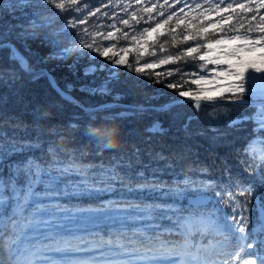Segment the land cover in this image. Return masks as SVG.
<instances>
[{"label":"snow or ice","instance_id":"1","mask_svg":"<svg viewBox=\"0 0 264 264\" xmlns=\"http://www.w3.org/2000/svg\"><path fill=\"white\" fill-rule=\"evenodd\" d=\"M176 3L181 7L174 8ZM102 7H115L119 12L111 15L102 12V8H93L89 0H0V15L15 16L20 13L23 19L28 20L27 24L12 25L21 29L17 39L23 42L37 38L40 34L38 29L62 19L60 32L68 33V29L77 31L68 33L74 37L72 46L53 52L49 58L65 59L76 51L79 52L77 60L87 55L90 63L85 75L98 71L108 73L104 86L98 89L102 92L108 91V83L119 79L121 67L135 72L137 77L153 78L154 83L164 84L182 98H172L170 103L161 105L160 110L167 111L174 106L191 103L195 115L184 119L185 131L205 106L215 108L220 106L219 102L227 101L238 108H255L252 115L230 120L229 126L236 127L246 121L256 125L253 132L257 135L249 140L244 149L256 164V171L244 178L238 173L234 176L231 169H226V176L222 175L219 180L193 181L185 175L183 181L170 186L159 182L155 173L149 179L143 170L133 172V158L139 162L141 152L135 145L131 153L118 150L120 154L109 157L107 164L84 163L86 148L68 150L46 139L40 120L48 113L41 114L37 108L29 125L20 116L8 115L9 95L0 94V264H46L44 254L50 250L86 251L81 247L72 249L59 231L63 218L72 214L60 202L68 187L65 184L64 189H60L59 186L64 178L73 173L81 177V184L74 186L73 194L96 195L108 191L115 183L132 190L134 183L137 190L167 188L168 194L178 196L197 184L201 192H213L217 198L213 211L198 218L191 214L182 217L180 213L184 210L175 204L129 205L143 214L139 219L155 223L135 228L131 236L123 225L111 232L110 236H114L115 240L107 241V249L112 259H107L105 264H264V207L250 229L248 217L243 211H238L243 205L237 199L246 192L250 195L256 192L259 202V193L264 192V137L259 135L264 132V0H173L172 4L169 0L162 3L160 0H122L115 5L110 0ZM98 13L101 15L97 16ZM93 16H97L98 20L113 21L107 25H95L109 30L102 34L90 31L87 25ZM117 24L122 27H117ZM9 34L8 31L0 33V49H7L8 59L18 64L21 71L36 78L37 74L27 59L8 40ZM101 35L109 44L101 46L97 43ZM120 37L127 46L118 47ZM237 41L240 43H235ZM166 45L176 47V54H167ZM83 49H88V53ZM133 49V60L125 59V54ZM258 49L260 52L256 57L242 55L255 53ZM145 50L148 59L144 57ZM98 57L104 58L107 63H92ZM188 60L197 62L194 66L200 71L186 72L179 67V63H187ZM168 64L178 66L155 71L157 67ZM209 65L212 66L210 69ZM173 74H177L179 79L165 83L164 78ZM18 79L15 69L0 70V84L18 97L17 102L20 97L13 86ZM221 79L228 82L218 85L217 81ZM209 83L213 84L211 89L203 86ZM57 91L65 101L77 104L87 117L83 125L78 122V116L73 117L74 122L67 125L68 130L81 132L89 144H94L96 156L102 157L105 150L117 149L114 143L116 130L110 123L115 117L97 116L111 105L86 107L65 92ZM246 95L251 99H245ZM9 127L13 129L12 135L7 131ZM149 131L163 133L165 130L156 123ZM18 132L25 135L19 136ZM60 139H64L62 134ZM62 154H68V158L64 159ZM16 157L19 158L14 159ZM154 158L169 159L162 153H156ZM173 158L184 159L181 153H174ZM168 167H172L171 162ZM94 169L99 170V180L90 176ZM4 170L7 175L3 174ZM199 171L207 173L206 168ZM97 183L105 187L98 188ZM40 186L42 190L37 191ZM233 189L237 190L235 194ZM203 200L204 197H201L197 204L203 203ZM221 202L225 208L232 207L231 214L218 207ZM117 203L113 201L102 207H113ZM158 212L163 215L158 216ZM164 219L173 224L164 226L159 223ZM175 227H179L184 237L181 243L163 239ZM196 234L200 236L198 241L192 239ZM73 264H97V258L79 257Z\"/></svg>","mask_w":264,"mask_h":264},{"label":"trees","instance_id":"2","mask_svg":"<svg viewBox=\"0 0 264 264\" xmlns=\"http://www.w3.org/2000/svg\"><path fill=\"white\" fill-rule=\"evenodd\" d=\"M89 2L93 8H102V12H108L110 15L113 12H119V9L115 7H102V5L109 4L110 0H89ZM121 2L122 0H111L113 5ZM160 2L162 3L163 0H160ZM172 3L173 0H169V4ZM48 7L50 6H45V8ZM179 7H181L179 3L174 4V8L178 9ZM43 10L40 9V11ZM100 15L97 14V16ZM97 16L89 19L87 27L92 32L102 34L109 29L106 27L98 28L95 25H107L113 21L104 18L98 20ZM39 22V19H37V23ZM17 23L27 24L28 20L23 19L20 13L15 16L0 15V33L10 32L8 40L20 46L33 69L47 68L50 70L63 88L69 90L86 105H96L107 100H118L128 104V106L111 107L97 114L98 117H115L110 123L116 130L114 143L117 145V149L105 150L102 157L96 156L94 144H89L81 132H71L67 129V125L74 122L73 117L78 116L80 118L78 122L81 125L87 122V117H85L82 109L77 104L62 99L58 91L52 86L46 73L34 71L37 75L36 78H33L21 71L18 64H14L8 59L9 52L7 49H0V70L15 69L19 75V79L13 86V90L19 93V102H17L18 97L13 95L9 88L0 84V94L7 93L9 95V103L6 109L8 115L20 116L31 125L34 110L39 108L41 114L48 113L46 117L40 120L45 129L47 140L54 141L59 147L68 150L86 148L87 155L83 157V162H92L97 165L101 162L109 163V157L120 154L118 150L131 153L132 147L135 145L141 149V152L139 162H136L133 158V172L143 170L149 179H152L153 173H155V178L159 182H166L170 186L183 181L185 175L190 176L193 181H201L206 179L219 180L222 175L226 176V169H231L234 176L238 173L244 178L255 173L257 166L245 154L244 149L249 140L256 137L257 134L253 132L256 125L252 121H246L236 127L229 126L230 120L239 119L244 115H252L256 110L255 108H238L227 101L219 102L220 106L215 108L205 106L200 110L199 116L192 120L188 131H185L183 128L184 119L187 116L195 115V110L190 102L174 106L167 111L158 108V106L170 103L172 98L181 99L174 90L166 88L164 84L154 83L153 78L137 77L135 72H129L121 67L119 69L121 73L119 79L108 83V91H98L104 86L108 73L98 71L85 75L82 69L90 63L87 55L77 60L79 52L76 51L65 59L49 58L53 52H59L62 48L72 46L74 37L68 33L74 34L77 31L76 29H68V33L60 32L63 20L57 19L50 26L38 29L40 34L37 38L23 42L17 39V33L21 29L12 27ZM83 27L81 26V28ZM117 27L122 26L117 24ZM140 27H143V25ZM87 39L90 40V38ZM97 43L104 46L109 44V41L104 40L101 35L97 38ZM123 46L127 45L120 37L118 47ZM166 48L167 54L175 55L177 52V48L174 46L166 45ZM83 51L88 53V49H83ZM134 55L135 49L131 53L125 54V59L131 61ZM144 57L148 59L147 50L144 52ZM92 63L106 64L107 61L98 57ZM142 63L143 60H141ZM196 63L188 60L187 63H179V67L186 72H198L200 70L194 66ZM177 66V64H168L157 67L155 71H166ZM211 67V65L208 66V68ZM164 79L167 83L175 81L179 77L177 74H173ZM188 79L190 80L191 77ZM194 86L192 85V87ZM89 88H97V91H91ZM156 123L165 130L163 133L149 131ZM7 131L9 135H12V128H7ZM17 134L19 136L25 135L23 132ZM61 134L64 136L63 140L60 139ZM259 135L264 137V132L259 133ZM156 153H162L163 156L169 159H155ZM174 153H181L184 159H174ZM62 155L64 159L68 158V154ZM77 156H79V152H77ZM170 162L172 167H168ZM201 168H206L207 173H201L199 171ZM93 173L96 175H93ZM98 173L99 170L94 169L90 176L95 180H99ZM3 174L7 175V171L5 170ZM65 184L68 191L62 195L60 202L67 206L72 214L63 218L61 221L62 227L59 231L63 236L66 233H80L77 239L69 241L71 248L79 247L88 242L91 248L98 250L100 253L108 252L107 241L109 239L115 240V237L110 236V233L120 229L122 225L131 236L132 230L135 228L143 224L155 223V221L139 219L143 214L135 207H128L129 205L175 204L176 207L184 210L180 213L182 217L191 214L193 217L198 218L201 214L213 211V204L217 199L213 192H201L197 184H193L178 196L168 194L167 188L158 191L137 190L134 183L131 185L132 190H129L128 186L115 183L108 191L96 195L90 193L73 194L74 186L81 184V177L75 173L64 178V182L59 186L60 189H64ZM96 187L103 188L105 185L97 183ZM181 187H183L182 184ZM41 190L42 186L37 188V191ZM236 191V189H233V194ZM198 193L210 194L211 198L203 204L195 205L190 199ZM254 193L250 195L246 192L244 196H237V199L243 205V208L238 211H243L244 215L248 217L250 229L260 217ZM259 196L264 207V192L259 193ZM113 201L118 203L113 207H102ZM218 207L229 214L232 212V207L225 208L223 202ZM157 215L160 216L163 213L158 212ZM159 223L164 226L173 224L167 219L161 220ZM163 239L181 243L184 237L180 234L179 227H175L172 232L165 234ZM192 239L194 241L200 240L199 234L194 235ZM4 256L7 259L6 254Z\"/></svg>","mask_w":264,"mask_h":264},{"label":"rangeland","instance_id":"3","mask_svg":"<svg viewBox=\"0 0 264 264\" xmlns=\"http://www.w3.org/2000/svg\"><path fill=\"white\" fill-rule=\"evenodd\" d=\"M10 42H11V40H10ZM11 43H13V42H11ZM235 43H240V42L237 41ZM13 44H15V43H13ZM22 45H24V44L22 43ZM15 46L24 55V53L20 49V46L17 45V44H15ZM259 52H260V50L258 49L255 53H242V55H244L246 58L247 57H256V56L259 55ZM39 69H42V68H39ZM82 70H83V72H85L86 68H83ZM227 82L228 81L221 79V80L217 81V84L218 85H222V84H226ZM203 86L205 88L211 89L213 87V84L209 83V84H205ZM193 88H195V86ZM89 90L93 91V90H97V88H95V89L94 88H89ZM246 98H248V97H246ZM79 235H80V233H67V234H65V236H63V238L66 239L69 242L71 240L77 239ZM61 243H63V241ZM88 246H89V244L83 245V246H80V247L85 249V250H87ZM72 249H75V248H72ZM87 251H90V252H87V253H86V251L78 252V251H71V250H67V249L62 250V251L50 250V251H48V252H46L44 254V260L46 261V264H73V262L79 257H84V256H88L89 257V256H91V257H96L97 258V264H105V261L107 259H112L111 254H109L108 252L105 253V254H100L99 252L94 251V250H87ZM63 252L64 253L66 252V253L63 254Z\"/></svg>","mask_w":264,"mask_h":264},{"label":"water","instance_id":"4","mask_svg":"<svg viewBox=\"0 0 264 264\" xmlns=\"http://www.w3.org/2000/svg\"><path fill=\"white\" fill-rule=\"evenodd\" d=\"M18 49V48H17ZM19 50V49H18ZM20 51V50H19ZM21 53V52H20ZM22 54V53H21ZM23 55V54H22ZM24 56V55H23ZM26 58V56H24ZM27 59V58H26ZM28 61V59H27ZM29 63V62H28ZM33 71H40V72H44L47 74V76L49 77V80L51 82V84L53 85V87L57 90L59 89L60 91H63L65 92L67 95L71 96L73 100L79 102L80 104H83L85 105L81 100H79L76 96H74L71 92H69L68 90L64 89L57 81H56V78L54 77V75L52 74V72H50L48 69L46 68H42V69H39V70H33ZM245 99H249V98H246ZM250 100V99H249ZM100 105H111L112 107L113 106H118V105H128L126 103H122V102H119V101H106V102H103L99 105H95L96 107H99ZM86 106V105H85ZM87 107V106H86ZM159 108V107H158ZM201 197H204V200H203V203L208 199L210 198L211 196L210 195H204V194H197L195 196H193L191 198V201L194 203V204H197V201L201 199ZM255 199H256V202H257V208H258V211H259V215L261 214V210H262V205L260 204V202H258L257 200V194L255 195ZM202 204V203H200Z\"/></svg>","mask_w":264,"mask_h":264}]
</instances>
